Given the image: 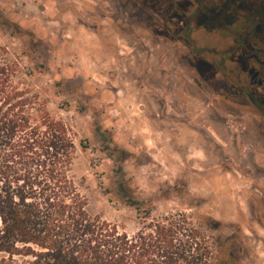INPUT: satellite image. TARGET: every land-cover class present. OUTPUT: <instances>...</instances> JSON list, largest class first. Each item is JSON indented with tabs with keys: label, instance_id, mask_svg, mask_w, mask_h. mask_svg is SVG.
Returning a JSON list of instances; mask_svg holds the SVG:
<instances>
[{
	"label": "rangeland",
	"instance_id": "obj_1",
	"mask_svg": "<svg viewBox=\"0 0 264 264\" xmlns=\"http://www.w3.org/2000/svg\"><path fill=\"white\" fill-rule=\"evenodd\" d=\"M172 1L184 13L162 0H0V55L67 125L92 214L130 233L185 216L218 264H264V105L247 95L239 48L258 1Z\"/></svg>",
	"mask_w": 264,
	"mask_h": 264
},
{
	"label": "trees",
	"instance_id": "obj_2",
	"mask_svg": "<svg viewBox=\"0 0 264 264\" xmlns=\"http://www.w3.org/2000/svg\"><path fill=\"white\" fill-rule=\"evenodd\" d=\"M0 55V264H218L204 233L166 215L130 233L90 212L74 141Z\"/></svg>",
	"mask_w": 264,
	"mask_h": 264
},
{
	"label": "flooded vegetation",
	"instance_id": "obj_3",
	"mask_svg": "<svg viewBox=\"0 0 264 264\" xmlns=\"http://www.w3.org/2000/svg\"><path fill=\"white\" fill-rule=\"evenodd\" d=\"M163 7L173 6V14L180 11L184 13V9L179 6L175 1L162 0ZM246 0V4H248ZM258 8L256 13L251 12L249 7H246L245 13H241V18L246 23V46L244 38L239 41V48L241 49L242 57L246 63L252 66L246 71L248 76H251V85L253 92H248L249 99L256 103L258 100L260 104L264 105V0H257ZM252 15L257 16L260 20H251ZM257 22V23H256ZM256 23V24H255ZM255 24V26H254ZM250 32H254V38H251ZM258 66V67H256ZM264 117V111L262 112Z\"/></svg>",
	"mask_w": 264,
	"mask_h": 264
}]
</instances>
